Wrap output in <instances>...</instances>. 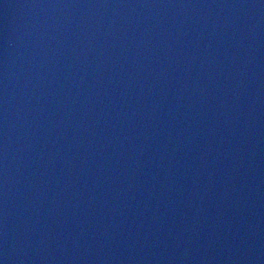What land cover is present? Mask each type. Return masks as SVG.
I'll return each mask as SVG.
<instances>
[{"label":"water","instance_id":"obj_1","mask_svg":"<svg viewBox=\"0 0 264 264\" xmlns=\"http://www.w3.org/2000/svg\"><path fill=\"white\" fill-rule=\"evenodd\" d=\"M0 264H264V0H0Z\"/></svg>","mask_w":264,"mask_h":264}]
</instances>
